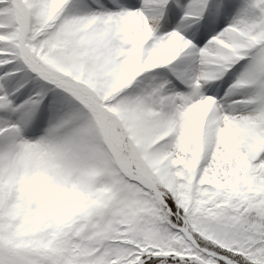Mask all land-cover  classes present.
I'll use <instances>...</instances> for the list:
<instances>
[{"label":"snow or ice","instance_id":"obj_1","mask_svg":"<svg viewBox=\"0 0 264 264\" xmlns=\"http://www.w3.org/2000/svg\"><path fill=\"white\" fill-rule=\"evenodd\" d=\"M0 264H264V0H0Z\"/></svg>","mask_w":264,"mask_h":264}]
</instances>
